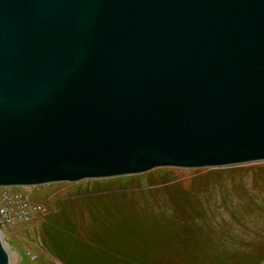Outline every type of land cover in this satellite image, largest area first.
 Masks as SVG:
<instances>
[{"label": "water", "instance_id": "water-1", "mask_svg": "<svg viewBox=\"0 0 264 264\" xmlns=\"http://www.w3.org/2000/svg\"><path fill=\"white\" fill-rule=\"evenodd\" d=\"M260 162L264 0H0V186Z\"/></svg>", "mask_w": 264, "mask_h": 264}, {"label": "rangeland", "instance_id": "rangeland-1", "mask_svg": "<svg viewBox=\"0 0 264 264\" xmlns=\"http://www.w3.org/2000/svg\"><path fill=\"white\" fill-rule=\"evenodd\" d=\"M251 165L219 174H211L206 168H176L179 170L174 176L182 182L176 186L183 197L175 200L165 190L150 191L133 178L53 183L19 190L27 192L25 198L31 195L48 201V211L39 224L21 220L7 233L11 264L60 263L53 257L44 219L57 212L62 198L74 197L82 201L80 211L54 215L49 223L55 228L68 220L77 227L90 223L98 231L93 236L101 237L114 226L133 229L153 244L159 240L169 246L161 251L169 261L165 264H218L220 255L232 262L228 264L264 263V180L259 169ZM99 196H107L104 207L93 199ZM76 233L84 236L77 228ZM100 248L91 242L93 251Z\"/></svg>", "mask_w": 264, "mask_h": 264}, {"label": "trees", "instance_id": "trees-1", "mask_svg": "<svg viewBox=\"0 0 264 264\" xmlns=\"http://www.w3.org/2000/svg\"><path fill=\"white\" fill-rule=\"evenodd\" d=\"M249 166L250 165H243L210 169L209 173L219 174L225 171L244 169ZM251 167L259 169L263 176L262 180H264V162L254 164L253 166L251 165ZM176 170L179 169L161 168L143 175L115 179H138L137 181L142 182L144 187H150V191H156L158 189L165 190L167 194L175 200L176 198L183 197V191L176 186L182 183L178 177L174 176ZM262 180L260 179L259 181ZM106 198L107 196H99L93 199L95 202H98V205H103L104 207L105 201L107 200ZM81 204L82 201L79 198L74 197L67 200L62 198L60 204H57V212H53L51 214L52 216L49 215L44 219V223L46 222L45 232L48 239H50L53 257L60 260L62 264H165L166 262H169L168 258H164V255L161 252L169 247L167 244H162L159 240H156L153 244L146 240L142 234L133 229H123L120 226H114V228L107 229L105 237H101L99 235L93 236L98 231H95L90 223L86 224L82 222V226L78 225L77 227L68 220L65 224L59 222V227L57 226L56 228L49 223H52V217H54V215L59 214V216H63L64 212L66 213V210H79L81 207L79 205ZM85 217L86 216L83 218L85 219ZM60 220L62 221V219ZM76 228L84 233L83 237L77 235ZM91 242H96L101 246L99 251H93L91 249ZM160 258L162 261H160ZM217 259L218 264L232 263L226 262L225 258H222L221 255L218 256ZM233 264H240V262H235Z\"/></svg>", "mask_w": 264, "mask_h": 264}, {"label": "built area", "instance_id": "built-area-1", "mask_svg": "<svg viewBox=\"0 0 264 264\" xmlns=\"http://www.w3.org/2000/svg\"><path fill=\"white\" fill-rule=\"evenodd\" d=\"M43 210L22 194L0 188V228L7 229L16 222L31 221Z\"/></svg>", "mask_w": 264, "mask_h": 264}, {"label": "bare ground", "instance_id": "bare-ground-1", "mask_svg": "<svg viewBox=\"0 0 264 264\" xmlns=\"http://www.w3.org/2000/svg\"><path fill=\"white\" fill-rule=\"evenodd\" d=\"M1 231V230H0ZM2 232V231H1ZM8 249V248H7ZM8 252H9V249H8ZM9 255H10V253H9ZM10 261H11V256H10Z\"/></svg>", "mask_w": 264, "mask_h": 264}]
</instances>
